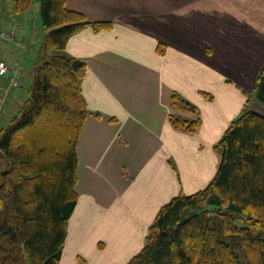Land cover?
I'll list each match as a JSON object with an SVG mask.
<instances>
[{
  "label": "crops",
  "instance_id": "0c3cea01",
  "mask_svg": "<svg viewBox=\"0 0 264 264\" xmlns=\"http://www.w3.org/2000/svg\"><path fill=\"white\" fill-rule=\"evenodd\" d=\"M65 7L89 22L108 20L111 25L83 27L62 51L85 63L81 90L90 110L76 144L78 199L58 264H77L78 254L87 264L89 254L97 264H125L136 245H144L149 226L170 197L178 190L202 189L215 175L220 154L213 145L233 118V106L245 97L246 83L253 79L248 69L252 74L264 61V0H66ZM18 16L0 10V28ZM247 35L252 45L259 43L258 58L245 54L239 80L225 67H210L225 48L243 56L239 40ZM17 43L0 36V59L11 70L0 75V92L6 89L5 96L9 92L20 99L21 93L8 86L13 68L27 76H22L27 66L13 55ZM34 44L29 41L21 55ZM184 61L191 67L184 68ZM191 70L197 80L185 86L179 77ZM173 92L198 106L201 126L195 132L171 123ZM258 106L254 110L263 113ZM182 149L190 154L182 156ZM98 241L104 242L102 249Z\"/></svg>",
  "mask_w": 264,
  "mask_h": 264
},
{
  "label": "trees",
  "instance_id": "16d2710c",
  "mask_svg": "<svg viewBox=\"0 0 264 264\" xmlns=\"http://www.w3.org/2000/svg\"><path fill=\"white\" fill-rule=\"evenodd\" d=\"M32 1L13 0L12 13L26 12ZM65 1L38 0L48 32L31 61L28 93L0 129L7 161L0 177V264H58L76 203L75 141L87 114L80 86L86 67L50 50L64 49L85 26L107 28L111 22H89ZM59 76L65 87L55 86ZM255 88L264 109V73ZM171 104L173 126H199L198 110L187 99L173 92ZM215 149L220 161L213 178L162 205L145 246L126 264H264V111L245 108Z\"/></svg>",
  "mask_w": 264,
  "mask_h": 264
},
{
  "label": "rangeland",
  "instance_id": "374dc122",
  "mask_svg": "<svg viewBox=\"0 0 264 264\" xmlns=\"http://www.w3.org/2000/svg\"><path fill=\"white\" fill-rule=\"evenodd\" d=\"M12 5H13V0H4L3 7H0V10H3L4 11V15H10L11 12H12ZM17 14L19 16L17 18H15L13 21L5 20L6 22H4L2 24V28H3V25H5V26L9 25V26L12 27V30H11V33H9V36L11 38L14 37V38H16L17 41H19V43L15 44V48L16 49L14 50V53H13L14 58L17 57L18 59L22 60V62L27 66L26 68H28L29 66H32V63L30 61V58L32 57V55L34 56L35 53L36 54L38 53V49H39L38 47H39V43H40V39H41V30L43 29L42 28V24H41L40 14H39V3H38V0H33L31 2V5H30L29 9L26 12H19ZM44 30H45V33L48 32V30H46V29H44ZM254 30L255 29H254V25H253L252 30H250V31H254ZM259 32H260V30L258 31V39H259ZM17 36L19 38H21V37L28 38V41H25V42L22 43L21 42V39H18ZM263 39H264V34H263ZM31 40H34L35 41V44L33 46H31L32 48L30 47L32 49V51L29 52V53H27L28 55L27 54L21 55L22 52L24 51V48L27 47V44ZM5 43L10 44V42H5ZM239 43L241 45V50L244 53L243 56L242 55H239V54H236V51L237 50H233V53L231 54L225 48V49H223L221 51L222 54L219 53L211 61V63H213L215 66L214 65H210V67L213 70H215V71H216V69L219 70V71L220 70H223L224 71V68L223 67H225V68L231 70L232 73L235 72L236 75H235L234 78L239 80V77H240V75H241V73H242V71L244 69L243 65L245 63V54L247 55L248 58H252L253 60L257 59L258 58V55L255 52L256 51L255 48L259 44L258 43L256 46L252 45V42H251V40L249 38V35H247L246 38H244V37L241 38L239 40ZM242 46H243V48H242ZM62 51H63V49H56V48H53L52 50H50V52H57V53H63ZM161 51L162 50L160 49V45H159L158 46V52H161ZM225 51H228V55H224V52ZM206 54L207 55H210V57H212L213 51H210L209 52L207 50ZM3 57L9 59L10 58V54H4ZM35 57L37 59L38 56H35ZM33 59H35V58H33ZM215 62H218L219 63V66H217L215 64ZM19 65H20V63H19ZM182 66L184 68L191 67V65L188 62H185V61L183 62ZM26 68L23 67L22 76H23V74H25L27 76H25L23 78L21 77L22 80L20 82V86L17 87V88H12L13 91H17L18 90L21 93L20 94V99H18V96H17L18 94L9 96V92H8L6 94V96H5V101L3 102V99L0 101V115H1V119H0V129L2 128L3 125L6 124V121L14 114V112L16 111V109L18 108V106L20 105V102H22L23 98L26 97V95L28 93V87L30 85L31 79L28 76V73H30V71L28 73H26L27 72V69ZM263 73H264V61H263L262 66H259L257 69H254V71L252 72V74L250 73V68L248 69L249 77L252 76L253 79H251L250 83H246V85L249 88L243 90V94H244L245 97H244L243 101L241 102V104L240 105L233 106V111H234V114L232 115L233 118L230 119V121L227 123V125L223 129L224 132L234 122V120H236L242 114V112H243V110L245 108H251V109L254 110V108L257 109L259 107L258 106L259 105L258 104V101L255 99V91H256L255 84H256V81H257L259 75H261ZM84 75H85V72H84ZM84 75H83V77H84ZM83 77H82V79H83ZM58 78H59L58 81L53 78L54 79L55 86L65 87L67 85V82L64 80V78L62 76H59ZM182 78H183L182 84L185 85V86L187 85V82L188 81H195V80H197V78L192 75V70L184 73L183 74V77L182 76L179 77L180 80ZM82 79H81V81H82ZM80 86H81V83H80ZM204 93L207 96H209V97L212 96L211 93L208 92V91H205ZM81 95H82V97L84 99L85 109L87 110V114H89V110L90 109L87 106V102L85 100V97L83 96L82 90H81ZM3 103L5 105H3ZM78 104H79V101H78ZM191 104L194 105L197 108V110L199 111L197 105H195L194 103H191ZM263 111H264V109H263ZM256 112H258V111H256ZM63 114L64 113H62V115ZM198 115L200 117V124H199V126L195 130H193L191 132H195L201 126V116H200V112H198ZM42 117H43V121H44L46 115H43ZM61 119H64V118L62 116H60V119L59 120H61ZM85 120H86V117L84 118V120L82 122L81 128H80L79 133H78V136L76 138V141H75V149H76V144H77V141H78V138H79V134H80L81 129H82L84 123H85ZM220 120L221 119L218 118V122H220ZM62 124L64 125V122ZM180 130H182V129H180ZM184 131H186V130H184ZM224 132H223V134H224ZM64 138H65V135L62 136V140H64ZM56 140L57 139L45 140L44 143L51 144L52 142H55ZM216 143H214V145H213L214 149H215V144ZM183 152H185V154L188 155V154H190V149L189 150L182 149V156H183ZM75 153H76V151H75ZM0 159H1V162H2V168H1V173H0V177H1L2 176V173L7 168V161L1 155V152H0ZM193 166L194 165H192V167ZM181 194H184V193L178 190L174 196L181 195ZM184 195H186V194H184ZM75 196H76V200H77L78 199V193H77L76 190H75ZM174 196L170 197L169 200L171 198H173ZM150 229H151V226H149L148 231L145 234L144 245L142 247H140V245H136V247L134 248L135 249V253L133 255H131L130 259L133 256H135L136 254H138L142 250V248L145 246V244H146V242L148 240V237L150 235ZM103 243L104 242L98 241L97 242V246H98L97 248L102 249L103 248L102 247L103 246ZM89 255L91 256V257H89V260H91V264H97V262L95 261V257L92 254H89ZM251 256H252V254L250 253V250H249V257L251 258ZM25 258H26V256H25ZM87 259H88V257H87ZM79 262H82L83 264H87L86 259L82 255H79L78 254L77 264H79ZM225 262H227V264H230V261H225ZM25 264H28V261ZM88 264H90V263L88 262Z\"/></svg>",
  "mask_w": 264,
  "mask_h": 264
},
{
  "label": "built area",
  "instance_id": "2783aa9c",
  "mask_svg": "<svg viewBox=\"0 0 264 264\" xmlns=\"http://www.w3.org/2000/svg\"><path fill=\"white\" fill-rule=\"evenodd\" d=\"M9 31L5 32V31H1L0 30V36L2 38L4 37H7L8 39H13L9 36ZM10 70V66L8 65V63L3 60V59H0V75H7V73L9 72ZM11 71V70H10ZM12 74L9 76V87H12V88H17L20 86V78H21V70L20 68H13ZM9 74V73H8ZM5 92H6V89H3L2 92H0V101L3 99V102L5 101ZM3 105H5L3 103ZM0 119H1V115H0Z\"/></svg>",
  "mask_w": 264,
  "mask_h": 264
},
{
  "label": "flooded vegetation",
  "instance_id": "af4514ba",
  "mask_svg": "<svg viewBox=\"0 0 264 264\" xmlns=\"http://www.w3.org/2000/svg\"><path fill=\"white\" fill-rule=\"evenodd\" d=\"M1 168H2V162H1V159H0V173H1Z\"/></svg>",
  "mask_w": 264,
  "mask_h": 264
}]
</instances>
